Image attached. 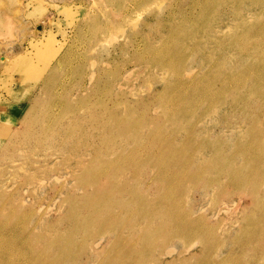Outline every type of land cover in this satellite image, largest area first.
<instances>
[{
	"label": "rangeland",
	"instance_id": "obj_1",
	"mask_svg": "<svg viewBox=\"0 0 264 264\" xmlns=\"http://www.w3.org/2000/svg\"><path fill=\"white\" fill-rule=\"evenodd\" d=\"M0 225V264H264V0H0Z\"/></svg>",
	"mask_w": 264,
	"mask_h": 264
},
{
	"label": "bare ground",
	"instance_id": "obj_2",
	"mask_svg": "<svg viewBox=\"0 0 264 264\" xmlns=\"http://www.w3.org/2000/svg\"><path fill=\"white\" fill-rule=\"evenodd\" d=\"M228 72V71H227ZM9 225H0V230L6 232V230H8ZM10 232V231H9ZM3 233V232H2ZM8 233V232H7ZM12 236V235H11ZM2 247L3 244L0 242V252H4V250L2 251Z\"/></svg>",
	"mask_w": 264,
	"mask_h": 264
}]
</instances>
